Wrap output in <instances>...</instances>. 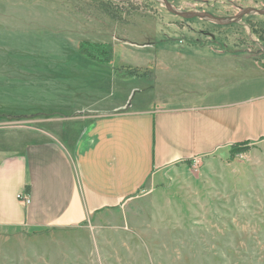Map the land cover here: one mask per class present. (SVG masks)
<instances>
[{"label": "rangeland", "instance_id": "rangeland-1", "mask_svg": "<svg viewBox=\"0 0 264 264\" xmlns=\"http://www.w3.org/2000/svg\"><path fill=\"white\" fill-rule=\"evenodd\" d=\"M168 1L220 18L264 10V0ZM259 39L260 15L220 26L178 17L160 0H0V80L19 82L3 90L0 129L10 117V125L21 122L14 132L36 128L40 119L94 107L100 94L109 100L98 108L129 97L133 106L170 103L208 93L210 79L217 88L263 77ZM81 43L113 44L116 72L91 63L95 47L87 44L86 56ZM132 76L140 80L124 82ZM0 264H264V143L165 170L132 201L79 226L0 232Z\"/></svg>", "mask_w": 264, "mask_h": 264}, {"label": "crops", "instance_id": "crops-1", "mask_svg": "<svg viewBox=\"0 0 264 264\" xmlns=\"http://www.w3.org/2000/svg\"><path fill=\"white\" fill-rule=\"evenodd\" d=\"M91 60L114 65L113 58ZM4 79L0 98L9 94L4 89L19 83ZM60 80L54 76L53 84L60 88ZM134 80L140 78L124 82ZM33 81L31 77L27 84ZM208 83V93L170 103L153 100L133 106L128 105L129 97L111 108H98L109 100V95L100 94L94 107L40 119L36 128L15 132L11 129L21 122L10 125V117L4 122L10 127L0 129V232L79 226L99 212L132 201L165 170L229 155L236 145L264 143V76L217 88L216 80ZM47 123L57 126L50 131L44 127ZM68 123L78 130L75 135L67 133ZM22 194L29 196L30 204L19 199Z\"/></svg>", "mask_w": 264, "mask_h": 264}, {"label": "water", "instance_id": "water-1", "mask_svg": "<svg viewBox=\"0 0 264 264\" xmlns=\"http://www.w3.org/2000/svg\"><path fill=\"white\" fill-rule=\"evenodd\" d=\"M160 1L164 3V5L168 8V10L172 14L178 17H181L185 20H194L196 18H199L203 20H209L220 26H229L232 24H239L243 20L244 17L250 16V15L264 16V10H259L256 8H247V9L240 10V13L235 17L220 18V17H216L213 14H210L207 12H181L177 10L176 8H174V6L168 0H160Z\"/></svg>", "mask_w": 264, "mask_h": 264}, {"label": "trees", "instance_id": "trees-1", "mask_svg": "<svg viewBox=\"0 0 264 264\" xmlns=\"http://www.w3.org/2000/svg\"><path fill=\"white\" fill-rule=\"evenodd\" d=\"M260 40V39H259ZM261 39V43L264 45V40ZM91 45L92 47H95V50L92 52L93 55L95 56L90 57L89 53L87 51L88 45ZM80 52L83 55L89 56L88 58L100 61V62H107L112 60L113 55H114V47L113 44H92V43H81L80 44Z\"/></svg>", "mask_w": 264, "mask_h": 264}, {"label": "built area", "instance_id": "built-area-1", "mask_svg": "<svg viewBox=\"0 0 264 264\" xmlns=\"http://www.w3.org/2000/svg\"><path fill=\"white\" fill-rule=\"evenodd\" d=\"M193 167H197L199 165V159H195L192 163ZM19 199L22 200L25 204H30V198L28 195L22 194L19 196Z\"/></svg>", "mask_w": 264, "mask_h": 264}]
</instances>
